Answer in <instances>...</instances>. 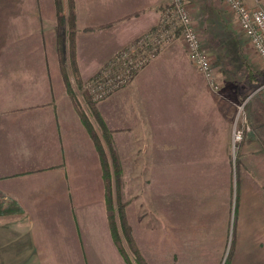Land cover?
I'll return each instance as SVG.
<instances>
[{"label": "crops", "instance_id": "1", "mask_svg": "<svg viewBox=\"0 0 264 264\" xmlns=\"http://www.w3.org/2000/svg\"><path fill=\"white\" fill-rule=\"evenodd\" d=\"M35 1L33 8V0H0V264H126L108 223L98 151L66 93L56 43L42 40L53 9L48 0ZM186 1L205 36L202 45L232 43L228 34L237 24L218 0ZM243 1L264 9V0ZM72 2L77 34L89 27L96 40L85 46L76 39L79 76L86 79L114 53L154 34L171 0ZM183 56L181 45H164L97 107L119 154L123 184H140L142 173L151 179L143 197L139 188L136 195L122 189L127 222L147 258L146 247L158 259L174 256L182 242L213 236L222 242L235 188L236 208L242 186L251 194L259 189L247 180L251 161L242 170L232 150L240 91L226 83L209 90ZM245 101L247 144L262 145L264 154V89ZM254 108L257 123L249 116Z\"/></svg>", "mask_w": 264, "mask_h": 264}, {"label": "rangeland", "instance_id": "2", "mask_svg": "<svg viewBox=\"0 0 264 264\" xmlns=\"http://www.w3.org/2000/svg\"><path fill=\"white\" fill-rule=\"evenodd\" d=\"M218 2L220 3L222 10L226 13H229L234 18L233 20L237 24L235 15L232 14V12L228 10L227 7L224 6L221 0H218ZM48 3H49L48 8L50 10L53 9V11L52 12L49 11L50 18L48 23H45L44 21L45 25L43 24V26L45 27L43 28V30L45 29L49 33H46L45 35L42 34L41 35L42 40L47 39V41L49 42L56 43V56L58 59V64L60 65V69L62 71V76L64 80L66 78L71 83V86L73 87L74 90V96L78 101L79 105L82 106L84 109H86L82 98V92L84 89L87 88L88 86L87 83L103 69L107 68L108 70L111 71L112 67L115 66L114 60L116 57H119V59L121 60H124L125 57L122 55L121 52L122 50L114 53L113 56L110 58V60L100 67L97 73L86 79L80 78L79 80L81 81L82 85L77 86L75 83L76 76L74 75L75 70H77V73L79 74L78 61H77L78 57L76 51L77 48L78 47L81 48V46L78 45V43L76 44V39L78 38L81 44L83 43L85 44V46H88L90 42V38L95 40V37H90V35L88 34L89 27L79 28L81 33L77 34L78 29L76 27L77 20L75 16V10H72L71 7L69 6L70 0H58V2L57 0H48ZM187 4L191 8L190 3L187 2ZM36 5H37L36 1L33 0V8H35ZM170 7H171V3H170ZM170 11L171 9H168L166 11V14L168 13L169 15ZM166 14H164V16ZM167 20H168V24L165 27L160 25L158 30L151 35L152 38L149 40V44H148V47H150L151 49L150 51L147 52V55H149V60L147 61V63L158 54V52L164 47V45L168 43L173 42L183 47L181 39L179 37V33L178 36L176 33L178 32L179 28H176L177 24H176L175 16L171 15L170 18H168ZM236 27L238 29L236 32L231 31L228 34V36L232 39L231 44L228 43L227 46L224 45L219 46V44L216 43L213 45L214 48L211 49L209 46H207V43H204V45H202L205 36L201 28L198 26L199 33L201 35L200 37L201 45L203 48L206 46L207 49L206 48L204 49L208 51L209 54L212 56L215 77L216 79H220L218 80L219 88L213 89L210 86V84L206 81V79L205 81L207 83L208 89L214 92L220 91V89L223 88L222 84L224 83L228 84L230 89H235L236 91L238 89L240 91L242 95V99H241L240 109H238L239 113H237L235 120V124H236L235 128L242 129V137L240 141H234L233 138L232 150H233L234 160L238 161V159L240 158L241 161L240 164L242 170L244 169L243 164L244 163L245 165L247 164V159L251 161V163H248L247 165L248 168L250 169V171H248L249 179L247 180L250 181L251 189L252 186L254 185L257 188L259 187V189L255 190L254 193L251 194L252 192L249 193L248 187L242 186L240 191V207L236 208V202L238 198H237V188H235V196H234L235 206L234 208L231 207L229 220L228 219L224 220L225 226L227 227H224L225 232H224V236H222V238H224L222 242L216 240L215 236H213L212 240L208 239L202 242H193V243L189 241L182 242L183 248L180 251L179 250L176 251L174 253V256H172L171 258L161 257L158 259L154 257L153 252L150 251L149 249L147 250L146 247V251L144 252L145 254L150 253L149 255L151 256L150 258H147V256H143L139 251L144 263L146 264H264V198L260 199L261 197H259L260 201H258V209L259 206L260 207L263 206V208L259 210L258 209L252 210L251 207H249L250 205L253 206L256 205L255 200L258 194L264 196V171H263L264 161L261 159L264 154L261 153L262 145L255 146V144L253 145L247 144L246 139H249L251 137H246V132L248 130L249 124H247L248 111L245 101L248 96L254 93L255 90L258 91L264 89V69L260 70L261 68L256 64V61L259 62L261 66L263 63L260 61L258 56L252 51V48H250L247 38H245V36L239 30L238 25ZM164 30H167L168 32L164 33ZM174 35H176L177 37ZM223 36H224L223 34L220 35L221 41L228 42L227 41L228 38H225ZM98 37L99 34H97V39L99 40ZM183 50H184V56L182 58L185 59L186 61H189L190 63L187 66V69L191 68L193 73L197 72L200 74V72L195 68V66L189 60L184 48ZM84 51L86 52V54H88V51H86L85 49ZM86 56L87 55H85V57ZM251 63L253 65H251ZM192 71L190 72V74L192 77H195L194 74H192ZM253 75L254 77L257 78L253 79L252 78ZM222 79H225V81L227 82H224ZM110 80H108L107 83L108 85H111L113 87L112 88L113 91L110 92L108 95L105 93L102 99L98 101L97 107L100 103L102 104L104 100H106L111 94L115 93L119 89L128 85V83L132 79L124 86L120 82L111 83ZM99 84L100 81H96L93 86L94 87L100 86ZM249 116L252 120L251 122H255V123L259 122L258 119L259 115H257L256 108H254L249 113ZM249 129H250V125H249ZM114 153L117 158V161L119 162V158H118L119 154L117 153L116 150ZM253 170H256V172H253ZM260 171L263 172L261 173ZM242 173L245 174L246 172L242 171ZM120 180H121V184H120L119 194H117V197L121 202L123 203L125 202V204H126L125 199L127 197L125 195L124 198L122 197L123 188L126 191V195L130 190L134 192V195H136L137 188L140 189L139 196L142 197L145 196L146 193L145 191H147L148 189H150L151 192V179L150 177H144L143 173L140 178L141 181L140 184H132L135 181L132 182L131 180L129 184L126 183V180L124 181L125 184H123L121 177ZM104 195H105V188H104ZM150 196L151 195H149V198ZM147 200H148L147 202H151L150 199ZM238 215L239 217H237ZM256 215H260L259 216L260 218L256 219ZM253 222L255 223V225ZM202 238H203L202 236L195 237V235H193V240L196 239L200 240ZM191 244L192 247L189 248L188 245ZM185 246H187V248ZM129 256L131 258L130 264H139L137 260L132 257L130 252H129Z\"/></svg>", "mask_w": 264, "mask_h": 264}, {"label": "trees", "instance_id": "3", "mask_svg": "<svg viewBox=\"0 0 264 264\" xmlns=\"http://www.w3.org/2000/svg\"><path fill=\"white\" fill-rule=\"evenodd\" d=\"M69 6L73 10L72 0H70ZM176 33L178 34L179 30ZM128 51L129 50L127 48L123 49L121 51L122 55L124 56V54ZM131 58H134V56ZM146 63L134 67L133 63H129L128 58L121 60L119 57H116L114 60L115 66L112 67L111 71L105 68L87 83V88L82 92V98L86 109L80 106L76 100L71 83L66 78L64 80L66 93L98 151V156L102 166L108 223L114 244L126 264H130L131 258L129 256V252L139 264L146 263H144L140 255L136 242L132 236L131 228L127 222L124 209L125 202H121L117 197L121 184V168L114 153L115 150L112 146L110 131L104 126L97 109V103L102 99L105 93L108 95L113 91V87L107 83L108 80L111 79V83L120 82L124 86ZM74 75L76 76V85L81 86L82 84L79 80L80 76L77 73V70H75ZM252 78L255 79L257 77H254L253 75ZM96 81H100V86H93Z\"/></svg>", "mask_w": 264, "mask_h": 264}, {"label": "built area", "instance_id": "4", "mask_svg": "<svg viewBox=\"0 0 264 264\" xmlns=\"http://www.w3.org/2000/svg\"><path fill=\"white\" fill-rule=\"evenodd\" d=\"M225 7L236 17L239 30L247 38L253 52L258 56L264 64V9L258 5L249 6L243 0H221ZM258 1V0H255ZM171 11L162 18L161 25L168 24V18L175 16L176 28H179V37L183 48L195 68L206 79L213 89H218V79L215 77L212 56L201 45V35L197 21L192 14L191 8L186 0H171ZM165 29V28H164ZM164 30V33H167ZM152 34L137 39L132 45L128 46L129 50L124 54L128 58L129 63H133L137 67L149 60L147 52L149 40ZM134 56V58H131ZM242 137V129L235 128L233 132L234 141H240Z\"/></svg>", "mask_w": 264, "mask_h": 264}]
</instances>
